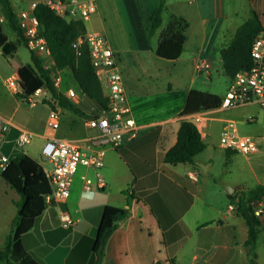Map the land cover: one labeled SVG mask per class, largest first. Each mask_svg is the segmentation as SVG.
<instances>
[{
	"label": "crops",
	"instance_id": "obj_1",
	"mask_svg": "<svg viewBox=\"0 0 264 264\" xmlns=\"http://www.w3.org/2000/svg\"><path fill=\"white\" fill-rule=\"evenodd\" d=\"M40 1L46 0L32 1L28 10L16 12L20 17ZM88 1L94 4L89 18L80 15L69 18H82L87 32L104 36L115 51L131 108L130 116L139 125L140 134L120 148H105L104 166L100 169L106 180L104 188L85 189L84 179L95 178L96 170L84 166L80 172L79 167L70 196L48 205L36 218L33 228L22 236L24 247L42 264H95L94 244L104 209L109 204L128 212L109 237L101 264H249V226L241 205L240 186H233V199L219 188L212 172V155L200 159V153L194 163L178 165L166 163L165 155L176 143L184 119L195 122V115H201V121L195 123L204 142L214 128L223 127L225 119L217 115L223 107L180 114L190 90L199 89L198 85L203 83L200 74L206 73L211 78L212 71L225 73L222 48L231 43L245 21L256 14L264 17V0H168L163 25L153 35L150 34L151 14L160 0ZM172 15L187 21L186 42L181 56L175 60L162 58L156 51ZM203 63L209 67L203 68ZM6 79L10 94L17 96L18 92L7 86ZM102 82L107 94L106 82ZM231 83L232 79L224 93L212 87L207 91L223 97ZM70 88L76 91L71 84H62L61 91L67 94ZM77 95L79 101L71 100L89 103L84 94ZM255 103L261 105L257 102L243 105ZM58 108L61 125L69 129V136H62L58 129L52 130L48 119L42 132L34 130L33 112L18 101L3 98L0 114L12 126L6 133L2 150L10 152L12 155L6 153L10 158L26 153L24 148L16 146L20 128L29 130L33 136L38 132L45 142L50 135L81 141L97 133L87 126V117ZM231 151L249 160L263 154L261 148L252 156ZM202 168L205 171H200ZM254 173L257 188L264 177L255 169ZM212 183L216 194L210 198L207 191ZM256 188L251 189L249 195ZM16 193L18 200L11 194L4 223L0 226V247L5 245L17 215L21 195ZM231 204H235L234 209L229 208ZM63 209L76 219L73 226L62 225L59 212ZM255 253L258 264H264V230L260 231ZM0 264L8 263L0 260Z\"/></svg>",
	"mask_w": 264,
	"mask_h": 264
},
{
	"label": "trees",
	"instance_id": "obj_2",
	"mask_svg": "<svg viewBox=\"0 0 264 264\" xmlns=\"http://www.w3.org/2000/svg\"><path fill=\"white\" fill-rule=\"evenodd\" d=\"M167 4L168 0H160V4L152 11L151 35L163 25ZM0 8L7 18L6 23L0 25V47L4 53L12 55L13 51L17 49V44L10 40L4 28L6 24L18 34L23 44L29 48L19 26V14L14 9L11 0H0ZM33 12L39 20L40 34L46 38L55 64L52 68L47 67L30 48L31 64H20L13 55L10 63L15 68V74L21 87L18 95L27 100L39 88L47 87L49 94L42 101L49 104L51 109H58L60 106L83 117L101 115L108 109L109 98L92 63L89 44L83 42L75 46L79 37L84 36L87 32L85 21L82 18L69 19L68 16L55 12L46 1L37 2ZM263 20L264 17L256 14L245 21L237 29L231 43L222 48L221 57L225 73L231 79L239 71L251 68L253 65L252 45L262 30ZM186 27L187 21L184 18L176 15L170 17V21L161 33L156 50L160 57L175 60L181 56L186 42ZM56 68L71 71L84 96L95 107V112L89 114L85 102L76 103L57 89L53 80ZM222 99L223 97L209 91L191 89L185 108L180 115L220 108ZM206 147L198 125L191 120L184 119L179 127L176 143L166 152L165 162L172 165L194 163L196 156L202 153ZM227 152L230 155L232 153L231 150ZM2 177L10 187L21 195V200L17 203V215L13 220L6 243L0 247V260L6 261L8 264H42L26 250L22 243V236L33 228L36 218L48 207L46 196L53 191L49 176L39 161L27 153H20L11 158ZM260 190V187H257L251 191L243 210L249 226L247 240V244L251 248L249 264H258L255 247L262 230L259 220L251 211L249 202L259 194ZM230 197L233 199V195L230 194ZM127 212V209L114 205L108 204L105 207L94 244L95 264L102 263L106 243L120 221L126 217Z\"/></svg>",
	"mask_w": 264,
	"mask_h": 264
},
{
	"label": "built area",
	"instance_id": "obj_3",
	"mask_svg": "<svg viewBox=\"0 0 264 264\" xmlns=\"http://www.w3.org/2000/svg\"><path fill=\"white\" fill-rule=\"evenodd\" d=\"M47 4L57 13L66 15H80L89 18L94 9V4L88 0H46ZM23 13L19 17V26L27 40L28 47L43 60L45 65L52 68L55 64L48 42L39 31V20L33 12L35 8ZM7 18L0 8V25L5 24ZM86 42L90 47V55L96 73L101 80L106 82L109 98L108 109L99 116L87 117L86 124L95 129L96 134L84 140L76 141L50 135L41 147L43 158L42 166L48 174L53 191L46 196L48 205L54 202L65 201L71 194L73 178L80 166L96 170L95 178L86 177L83 187L85 189L96 186L104 188L106 180L100 169L104 166L105 148H120L125 143L136 139L140 134V128L136 120L130 116L131 108L128 96L124 88L122 73L119 69L115 51L109 45L108 40L99 34L88 33L79 37L75 46ZM253 65L251 68L239 71L232 79L227 93L223 96V108L237 107L243 104L257 102L264 107V20L262 30L254 39L251 50ZM202 67H209L203 63ZM54 84L60 91L63 84L62 72L56 68L53 76ZM7 86L14 92H19L16 74L6 79ZM47 87L39 88L28 100H36L41 95H48ZM70 99L78 98L77 92L70 88L65 94ZM37 101V100H36ZM250 116L248 121H253ZM201 121V115H195V122ZM12 123L0 114V175L8 168L11 158L3 152L2 144L6 133ZM48 126L57 130L61 126L60 109H50ZM33 133L20 128L16 146L24 147L31 143ZM221 146L226 150L242 152L246 155H255L260 152L259 139L254 136H243L239 132L238 123L235 119L227 118L221 131ZM260 192L250 202L249 206L253 215L259 220L260 228L264 230V178L259 186ZM235 208V204L229 206ZM59 218L66 228L75 224L76 219L68 210H60Z\"/></svg>",
	"mask_w": 264,
	"mask_h": 264
},
{
	"label": "rangeland",
	"instance_id": "obj_4",
	"mask_svg": "<svg viewBox=\"0 0 264 264\" xmlns=\"http://www.w3.org/2000/svg\"><path fill=\"white\" fill-rule=\"evenodd\" d=\"M32 1L35 0H11L14 9L18 13L22 10H28ZM4 28L8 33L10 40L17 44V50L10 55L4 53L3 49L0 47V102L3 98L20 102L24 108L33 112V129L42 132L43 126L47 123L48 114L51 109L49 104L41 101L46 97V95H41L39 98H35L37 101L28 99L25 100L19 95L13 97L5 85V79L12 74H15V68L10 63L11 57L14 55L15 59L20 64H31L32 58L31 51L23 44L22 39L18 36V34L11 30L8 24H6ZM199 76L200 81H203V83L200 82L197 88L207 91V89L212 87V89L219 91L218 93H224L228 83L231 81V78L223 72L222 74H219L216 71H212L211 78H209L206 73L200 74ZM62 77L64 85L71 84L76 89L78 94L81 96L83 95L78 82L75 80L70 70L67 69L63 71ZM85 104L88 106L89 114L96 111L92 104ZM217 115L223 117V119H236L240 134L243 136H254L258 138L259 146L263 150V154L256 155L251 160L240 153H234L231 155L228 154L227 150L221 146L222 126H217L212 130L211 136L205 140L207 147L199 157L200 159H205L212 155L214 160L212 172L217 179L219 188H221L223 192H228L229 188L230 190L233 189L234 185L240 186V194H242L241 205L245 208V197L249 195L251 189L256 188L257 184V177L254 173V169L260 177H264V108L256 103L248 104L240 107L222 108ZM250 116L255 117L252 122L248 121ZM58 132L59 134L62 133V136H69V129L65 124H62L61 127L58 128ZM44 142L45 139L38 132H35L31 143L24 147L17 148H24L28 155L43 163L41 147ZM11 147L13 148L12 145ZM6 153L12 155L10 152ZM84 168V166H80L79 171L81 172ZM200 171L205 170L202 168ZM224 181H227V183H224ZM208 189L207 193L211 198L212 195L216 194V187L214 186V183H212L210 187L208 186ZM11 194H14V199L17 201L18 197L15 195L17 194L16 191L12 189L3 179L2 175H0V226L4 223V219L7 214L6 206L11 200ZM230 201L232 200L230 199Z\"/></svg>",
	"mask_w": 264,
	"mask_h": 264
},
{
	"label": "water",
	"instance_id": "obj_5",
	"mask_svg": "<svg viewBox=\"0 0 264 264\" xmlns=\"http://www.w3.org/2000/svg\"><path fill=\"white\" fill-rule=\"evenodd\" d=\"M204 168V167H203ZM234 191V189H231L230 188L228 189V193L231 194L232 192Z\"/></svg>",
	"mask_w": 264,
	"mask_h": 264
}]
</instances>
